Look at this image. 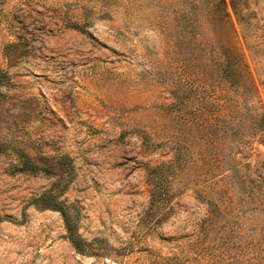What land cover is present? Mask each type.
Instances as JSON below:
<instances>
[{"label":"rangeland","instance_id":"rangeland-1","mask_svg":"<svg viewBox=\"0 0 264 264\" xmlns=\"http://www.w3.org/2000/svg\"><path fill=\"white\" fill-rule=\"evenodd\" d=\"M0 264H264V0H0Z\"/></svg>","mask_w":264,"mask_h":264},{"label":"trees","instance_id":"trees-1","mask_svg":"<svg viewBox=\"0 0 264 264\" xmlns=\"http://www.w3.org/2000/svg\"><path fill=\"white\" fill-rule=\"evenodd\" d=\"M65 221H66V225H67L68 222H67L66 219H65ZM67 227H68V226H67ZM67 229H68V233L70 234V233H71L70 230H69L70 228H67ZM72 241H73V239H72Z\"/></svg>","mask_w":264,"mask_h":264}]
</instances>
